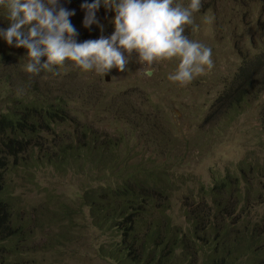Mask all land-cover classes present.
Instances as JSON below:
<instances>
[{
    "label": "rangeland",
    "instance_id": "obj_1",
    "mask_svg": "<svg viewBox=\"0 0 264 264\" xmlns=\"http://www.w3.org/2000/svg\"><path fill=\"white\" fill-rule=\"evenodd\" d=\"M215 1L213 11L201 12L193 19L198 30L193 31L190 25L189 35L190 40L212 50L213 67L187 84L169 79L178 68L179 58L153 63L152 74L148 76L144 73L147 66L137 62L136 53L125 72L113 68L103 75L94 69L84 71L66 61L52 72L29 73L26 49L16 48L15 42L9 46L3 39L0 113L8 111L16 101L34 103L38 94L51 91V95L67 104L73 123L87 125L86 129L99 139L102 136L101 140L116 141L120 150L117 160L126 157L127 162L138 165L144 162L141 158L154 159L160 164L174 190L172 213L177 223L183 221L177 211L189 189L195 193L224 172H236V163L244 158L264 157V88L237 106L235 97H224L227 82L241 64L240 58L246 50L257 46L253 45L255 38L249 44V36L258 34L261 20L264 23V16L256 21L264 0H245V4L244 0ZM7 2L4 0L0 10ZM61 2L63 7L77 13L70 18L78 33L77 43L114 33L115 13L106 10L103 3L96 13L99 26L85 28L81 5L93 0ZM179 3L185 4L186 0ZM233 45L239 49L235 51ZM45 60L42 58L41 62ZM71 128L61 125L54 132L68 133ZM51 137L40 134L38 140ZM46 153L53 166L39 163ZM59 158L57 146L33 148L22 157V162L29 164L17 166L10 173L8 190L14 197L13 211L24 239L18 248L19 264H112L97 255L98 248L111 238L90 225L87 209L77 200L85 187L101 184L89 176L99 173L87 159L76 169H59L62 165ZM260 181L264 183V179Z\"/></svg>",
    "mask_w": 264,
    "mask_h": 264
},
{
    "label": "trees",
    "instance_id": "obj_2",
    "mask_svg": "<svg viewBox=\"0 0 264 264\" xmlns=\"http://www.w3.org/2000/svg\"><path fill=\"white\" fill-rule=\"evenodd\" d=\"M190 2L173 0V5L188 7ZM214 2L201 0L193 19L201 12L213 11ZM1 8L0 29H6L9 10ZM261 16L262 6L257 22ZM261 24L258 34L249 36V44L255 38L253 45L257 46L244 52L241 64L227 82L224 97H235L236 106L264 88L262 20ZM190 34V25H186L184 35L189 40ZM0 41L4 44L3 38ZM233 46L235 51L239 49ZM47 97L52 99L48 101ZM61 125H70L72 130L55 133ZM86 127L73 123L67 104L49 90L38 94L37 102L16 101L0 113V264H19L18 248L24 241L13 211L14 197L8 190L10 173L17 166L29 164L22 162V157L33 148L56 146L62 160L59 169H76L87 159L99 173L89 176L101 184L85 187L77 200L87 209L90 225L111 238L98 248L101 260L112 264H264V183H260L264 179L263 156L240 160L236 172H224L195 193L189 189L177 211L183 221L177 223L171 204L174 190L160 164L141 158L144 162L137 165L127 162L125 156L117 160L120 150L116 141L101 140L102 136L99 139ZM40 134L53 137L39 141ZM43 162L54 164L47 153L39 160Z\"/></svg>",
    "mask_w": 264,
    "mask_h": 264
},
{
    "label": "clouds",
    "instance_id": "obj_3",
    "mask_svg": "<svg viewBox=\"0 0 264 264\" xmlns=\"http://www.w3.org/2000/svg\"><path fill=\"white\" fill-rule=\"evenodd\" d=\"M102 3L115 13L110 37L77 43L78 33L70 20L75 12L63 7L61 0H8L9 26L0 29V38L9 46L15 42L16 48L26 49V71L34 74L52 72L66 61L103 75L113 68L125 72L133 53L139 64L147 66L148 76L153 63L179 58L169 79L181 84L213 67L212 50L184 35L186 25L198 30L192 14L199 11L201 0H191L188 7L174 6L173 0H93L81 5L85 28L99 26L96 13ZM42 58H46L43 63Z\"/></svg>",
    "mask_w": 264,
    "mask_h": 264
},
{
    "label": "water",
    "instance_id": "obj_4",
    "mask_svg": "<svg viewBox=\"0 0 264 264\" xmlns=\"http://www.w3.org/2000/svg\"><path fill=\"white\" fill-rule=\"evenodd\" d=\"M106 79V77H104Z\"/></svg>",
    "mask_w": 264,
    "mask_h": 264
}]
</instances>
